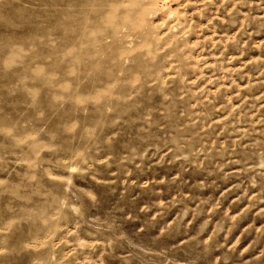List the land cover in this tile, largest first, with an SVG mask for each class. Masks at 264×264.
Segmentation results:
<instances>
[{
    "label": "rangeland",
    "instance_id": "rangeland-1",
    "mask_svg": "<svg viewBox=\"0 0 264 264\" xmlns=\"http://www.w3.org/2000/svg\"><path fill=\"white\" fill-rule=\"evenodd\" d=\"M252 17L261 0H0V264H264V202L227 181L145 165L127 178L130 212L69 170L82 153L127 159L164 119L229 155L264 143V23ZM157 45L161 84L149 80Z\"/></svg>",
    "mask_w": 264,
    "mask_h": 264
},
{
    "label": "clouds",
    "instance_id": "clouds-1",
    "mask_svg": "<svg viewBox=\"0 0 264 264\" xmlns=\"http://www.w3.org/2000/svg\"><path fill=\"white\" fill-rule=\"evenodd\" d=\"M157 3L166 4L167 0H157ZM261 3H264V0H261ZM252 20L264 23V17H252ZM162 53L159 45L155 53L151 51L148 53L153 62L156 61L157 55L160 56L157 74L149 78L155 84L162 83L163 73L168 67L166 55ZM147 83L148 81H145V84ZM114 123L121 124V121L117 118ZM146 135L147 141L141 150L127 159H124L119 151L105 152L102 157L96 159H86L82 153L71 161L75 167L69 170L85 176L82 186L93 191L98 201L107 199L110 205L124 207L130 212L137 206L131 196L133 186L127 178L129 174L139 178L141 173L146 172L145 165L147 168L155 165L162 175L174 182L182 181L186 174L190 175L193 172L196 173V178L227 181L245 198L250 197L253 206L264 202V162L254 166L250 160L253 154L264 159V143L258 145L255 150L251 146H246L240 148L234 155H229L233 152L231 147L224 149L213 147L210 142H205L204 137L207 133L201 135L198 127H190L186 122H179V119L175 126L170 125L167 119L161 120L150 126L146 130ZM119 136L120 131L116 129L107 136V140L116 142ZM177 136L180 140L179 147L175 142ZM77 160L80 161L79 164L76 163ZM209 173L212 176H208ZM91 178L97 179L98 183L93 182ZM121 182L124 183V196L120 194Z\"/></svg>",
    "mask_w": 264,
    "mask_h": 264
}]
</instances>
